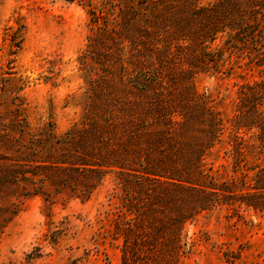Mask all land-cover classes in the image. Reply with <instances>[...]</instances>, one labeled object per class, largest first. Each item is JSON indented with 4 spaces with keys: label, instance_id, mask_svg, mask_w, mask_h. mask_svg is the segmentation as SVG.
Wrapping results in <instances>:
<instances>
[{
    "label": "trees",
    "instance_id": "obj_1",
    "mask_svg": "<svg viewBox=\"0 0 264 264\" xmlns=\"http://www.w3.org/2000/svg\"><path fill=\"white\" fill-rule=\"evenodd\" d=\"M88 7L100 33L89 38L87 53L102 74L88 82L80 123L59 142L39 135L33 147L22 145L28 125L15 111L10 129L21 137L9 145L22 155L10 183L43 177L87 201L113 175L122 264H182L184 228L199 214L218 207L264 212V78L241 86L229 127L196 85L225 35L222 54L230 50L264 73V0L208 7L201 0H106ZM227 130L236 172L248 155L259 164L221 182L207 173L208 158Z\"/></svg>",
    "mask_w": 264,
    "mask_h": 264
},
{
    "label": "rangeland",
    "instance_id": "obj_2",
    "mask_svg": "<svg viewBox=\"0 0 264 264\" xmlns=\"http://www.w3.org/2000/svg\"><path fill=\"white\" fill-rule=\"evenodd\" d=\"M105 1L0 0V264H122L113 237L118 191L113 175L87 201L70 189L57 191L43 177L19 187L9 178L22 155L9 145L21 137L10 129L17 109L28 125L22 145L29 147L33 136L59 142L80 123L88 105V82L102 74L87 53L89 38L96 40L100 33L90 22L88 5L99 9ZM217 1L201 0L205 7ZM226 40L220 36L213 44L214 63L203 66L196 85L229 127L241 86L264 78V73L230 50L222 54ZM111 65L115 73L118 66ZM228 132L208 158L207 173L221 182L259 164L248 155L246 167L236 172ZM37 151L41 158L44 151ZM29 165L36 173L38 164ZM183 235L182 264L264 261L261 211L218 207L187 223Z\"/></svg>",
    "mask_w": 264,
    "mask_h": 264
}]
</instances>
